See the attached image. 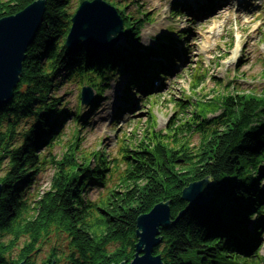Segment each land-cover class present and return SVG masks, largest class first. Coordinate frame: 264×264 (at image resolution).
Listing matches in <instances>:
<instances>
[{"label": "trees", "instance_id": "trees-1", "mask_svg": "<svg viewBox=\"0 0 264 264\" xmlns=\"http://www.w3.org/2000/svg\"><path fill=\"white\" fill-rule=\"evenodd\" d=\"M35 1L0 0V19ZM74 1L46 0L44 21L27 52L15 96L0 105L1 264H39L37 256L49 244L42 264L130 262L138 242L137 218L161 202L169 203L172 215V223L160 228L163 243L155 249L164 264H264L259 241L264 218L254 223L255 232L248 228L256 213L264 214L259 185L264 180V93L231 92L233 86H227L217 96L220 103L205 104L214 110L200 107L192 117L188 113L194 103H180L184 115L173 119L167 133L154 131L155 122H150L146 139L133 145L127 142L132 139H123L114 186L105 175L111 167L107 155L83 152L82 129L59 161L48 160L47 152L64 135L59 127L72 114L76 130L86 123L82 113L62 105L63 80L92 86L97 102L115 75L131 71L133 80L146 79L151 68H159L155 60L140 55L145 20L129 13L128 4L119 5L122 0L107 1L119 6L126 44L108 53L83 46L69 51L65 40L76 12ZM169 51L166 47L159 54L167 56ZM205 78L195 74L193 87ZM218 105L223 111L208 117ZM182 116L188 118L183 121ZM195 137L199 144L193 142ZM95 158L101 160L97 169L92 166ZM48 165L55 167L49 189L34 190L33 177ZM205 178L211 180L209 200L189 208L184 189ZM94 181L107 189L97 201L85 195ZM54 235L65 243H53ZM247 240L252 243L249 249Z\"/></svg>", "mask_w": 264, "mask_h": 264}, {"label": "rangeland", "instance_id": "rangeland-1", "mask_svg": "<svg viewBox=\"0 0 264 264\" xmlns=\"http://www.w3.org/2000/svg\"><path fill=\"white\" fill-rule=\"evenodd\" d=\"M189 1L122 0L120 2L119 5L122 6L128 4L126 8L129 13L145 20L140 36V43L143 45L140 55L145 59L157 58L162 49L175 43L174 50L168 52L172 61L166 60L165 70L160 69L158 73H153L156 75H152V79L150 78L149 83L153 86L154 78L162 81L160 89L151 87L150 90L143 91L141 90L143 86L139 82L140 85L134 88L130 85L132 88L129 89L130 93H126L127 84L132 82V73L123 71L106 84V91L97 102L95 101L97 93L94 92L93 102L83 105L81 92L84 84L81 81L63 80L59 92V96L64 100L62 105L67 103V110L74 114L78 110L84 115L86 123L82 122L81 127L78 126L76 130L75 115L72 114L66 123L64 122L63 127H59L64 135L60 138V142L47 152L48 160L59 161L67 151L69 142H76V132L82 129V137L85 138L82 148L86 151L83 152L86 154L101 152L107 155L111 167L105 175L106 178L107 175L111 176L108 185L114 186L118 183V176L113 177V173L117 166L116 160H120L121 149L124 146L123 139H132V142L127 140L131 145L146 139L144 137L151 133L150 122L152 124L155 122L154 131L167 133L173 119L181 120L180 116L184 115L180 113L183 109V106H179L180 103L182 105L187 102L194 103L190 106V114L188 113L192 117L193 112L203 107L214 110L213 105L205 106V104L220 103L217 96L222 94L227 86H233L231 92L236 88L244 93L263 95L264 0H245L241 5L232 4V0L219 5L213 2L207 3L201 6L204 16L195 13ZM80 4L81 1H74L73 11L77 10ZM177 6L182 12L176 11ZM116 7L119 9V6ZM142 12L146 13V16H142ZM217 14L219 17H216ZM214 27L217 28V34L211 32ZM126 38L123 36L118 46L126 44ZM136 57L140 56L136 55ZM198 71H201L200 74L206 78L199 87H193V77ZM79 105L83 107L82 111L78 108ZM218 107L217 112L210 111L207 116L219 115L223 109L220 105ZM182 117L183 121L188 118V116ZM193 142L199 144L200 140L195 137ZM100 162L98 158L93 159V168L97 169ZM124 166L125 164L122 167ZM54 173L55 167L48 165L45 171L36 174L33 177L35 182L33 189L36 191L49 189ZM94 183H91L85 195L88 199L97 201L107 189L97 185L98 182ZM259 185L263 191L264 180ZM207 191L206 196L210 190ZM263 217V215L256 216L250 221V226ZM251 228L249 229L254 230ZM260 236L262 237L259 241H264L262 232ZM58 239L54 235L53 243H65V239L61 241ZM247 241L249 249L250 241ZM50 246V244L44 245L38 254L39 264L49 256ZM260 255L264 257V247L260 250Z\"/></svg>", "mask_w": 264, "mask_h": 264}, {"label": "water", "instance_id": "water-1", "mask_svg": "<svg viewBox=\"0 0 264 264\" xmlns=\"http://www.w3.org/2000/svg\"><path fill=\"white\" fill-rule=\"evenodd\" d=\"M45 11L46 0H38L19 13L0 19V105L10 103L15 96L27 52L36 40ZM124 24L119 9L107 0H83L72 17L65 46L69 51L83 46L108 53L124 36ZM94 92L90 85L82 88L83 105L93 102ZM210 188L211 180L205 178L188 185L182 197L190 203L189 208L202 205L209 200L206 191ZM2 191L0 184V199ZM171 217V207L167 202L156 204L149 213L141 214L137 218L135 257L121 264H164L163 256L155 254V249L163 243L160 228L169 226ZM20 264L28 263L23 260ZM48 264H56V261Z\"/></svg>", "mask_w": 264, "mask_h": 264}, {"label": "bare ground", "instance_id": "bare-ground-1", "mask_svg": "<svg viewBox=\"0 0 264 264\" xmlns=\"http://www.w3.org/2000/svg\"><path fill=\"white\" fill-rule=\"evenodd\" d=\"M189 1V0H188ZM193 2H188L189 4H191L192 5V9H193V11L195 12V13H200L201 14V16H204L205 15V13L204 12H202L201 10H200V7L202 6V5H205V4H207L208 2H210V0H192ZM227 0H212V2L213 3H215V5H219V4H223L224 2H226ZM241 1H245V0H241ZM216 16V15H215ZM216 17H219V15L217 14V16ZM216 34H217V32H216ZM160 87H158V89H159ZM127 97H129V96H127ZM123 107H125V106H123ZM123 107H121V108H123Z\"/></svg>", "mask_w": 264, "mask_h": 264}]
</instances>
